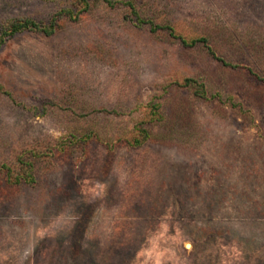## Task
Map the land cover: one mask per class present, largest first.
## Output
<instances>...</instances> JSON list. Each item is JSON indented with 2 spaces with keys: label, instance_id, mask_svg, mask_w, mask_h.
I'll list each match as a JSON object with an SVG mask.
<instances>
[{
  "label": "rangeland",
  "instance_id": "rangeland-1",
  "mask_svg": "<svg viewBox=\"0 0 264 264\" xmlns=\"http://www.w3.org/2000/svg\"><path fill=\"white\" fill-rule=\"evenodd\" d=\"M131 1L227 65L121 4L0 0V34L75 13L0 47V264H264V0Z\"/></svg>",
  "mask_w": 264,
  "mask_h": 264
},
{
  "label": "trees",
  "instance_id": "trees-1",
  "mask_svg": "<svg viewBox=\"0 0 264 264\" xmlns=\"http://www.w3.org/2000/svg\"><path fill=\"white\" fill-rule=\"evenodd\" d=\"M81 4L83 5V9H88L91 4H95L98 2L106 3L107 5L111 7H115L117 4L123 5L128 12L131 14V17L134 21H136L137 24H146L150 27V31L152 33H156L158 31L166 32L168 35L176 40H179L180 43L184 47H196L197 45H202L209 53V55L216 61H219L225 65L223 60H221L217 55L216 51L213 49V47L210 46L209 41L206 38H195L191 40H187L180 35H177L174 31V29L165 24V25H154L153 22L143 18L140 14V12L137 10L136 5L133 1H113V0H80ZM75 16V13L73 10H61L59 13H57L53 18L51 19L50 23L47 26H42L36 21L28 18H18L13 19L9 21V23L2 29L0 34V47L4 44L6 39L12 38L16 34L22 33V32H36V33H42L45 36H51L55 32V28L57 27L58 18L59 17H67L69 19H75L73 18ZM249 70V69H248ZM254 77H256L257 80L263 81V79L257 75L252 74ZM189 81V82H188ZM185 85L190 84L191 87H195L193 83L190 82V80L184 81ZM202 99L204 98V94H198ZM19 181H26L23 178H18ZM18 182V181H17Z\"/></svg>",
  "mask_w": 264,
  "mask_h": 264
}]
</instances>
